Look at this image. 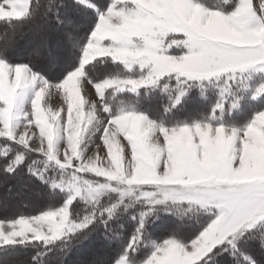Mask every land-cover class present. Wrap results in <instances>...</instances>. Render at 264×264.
I'll return each mask as SVG.
<instances>
[{"label":"snow or ice","instance_id":"obj_1","mask_svg":"<svg viewBox=\"0 0 264 264\" xmlns=\"http://www.w3.org/2000/svg\"><path fill=\"white\" fill-rule=\"evenodd\" d=\"M0 24V172L47 198L0 219V264L94 237L82 264H264V0H0Z\"/></svg>","mask_w":264,"mask_h":264},{"label":"rangeland","instance_id":"obj_2","mask_svg":"<svg viewBox=\"0 0 264 264\" xmlns=\"http://www.w3.org/2000/svg\"><path fill=\"white\" fill-rule=\"evenodd\" d=\"M23 43L24 42H21V44ZM88 92L91 93L94 97V90L91 88V86H88ZM48 103L54 109L57 107L63 106V101L58 96H53ZM25 182H27V179L25 178L21 179L19 176H17V178H12L10 176L4 175L3 172H0V219L7 218V217H3L5 214V210L7 209L5 207L6 203L12 202L16 205H19L23 202L25 198L33 197L34 191L30 190L29 189L30 185H25L26 184ZM9 187L12 190L11 192L8 191ZM41 199H42L41 196H38V198H34L36 202ZM30 203H31L30 207H32V202ZM30 209L26 211H31ZM1 210H3L4 212ZM32 213L34 212H26L24 214H32ZM15 216L16 215L12 217H15ZM98 238L99 237H95L93 238L92 241H89L88 245L85 246L83 251H76L72 254V256H69L67 260V264H82V262L91 259L93 256H104L105 257V254L102 251L103 246L98 241ZM96 242H97V245H94L96 244ZM25 264H29V258L28 260H26Z\"/></svg>","mask_w":264,"mask_h":264},{"label":"trees","instance_id":"obj_3","mask_svg":"<svg viewBox=\"0 0 264 264\" xmlns=\"http://www.w3.org/2000/svg\"><path fill=\"white\" fill-rule=\"evenodd\" d=\"M4 25L3 24H0V32H3L4 31ZM5 175V174H4ZM10 177H12V178H17V176H10ZM25 179H27V182H25L26 184L25 185H30L29 186V189L30 190H33L34 191V193H33V197H31V198H25L24 200H23V202L21 203V204H19V205H16V204H14V203H12V202H10V203H6L5 204V207L7 208L6 210H5V214H4V216L3 217H12V216H14V215H17V214H20V213H26V212H34L35 210H37L38 208H40V207H43L44 206V204L46 203V201H47V198L46 197H44V196H41V195H38V193H42L43 191H44V189L42 188V186H40L39 184H38V182H35V181H30L27 177H24ZM36 189V190H35ZM35 196H37V197H35ZM38 196H41V200H38L37 202H36V200H34V198H38ZM30 202H32V207H30ZM30 208H32V209H30ZM5 209V208H4ZM28 209H30L31 211H26V210H28ZM8 210V211H7ZM1 211H3V210H1ZM4 212V211H3ZM2 216V215H1ZM127 235V233H125V236ZM95 238V237H94ZM98 241H99V238H98ZM100 242V241H99ZM98 242V243H99ZM94 244V243H93ZM100 244L103 246V249H102V251H103V253L105 254V257L106 256H109V255H111V248L107 245V244H105V243H103V242H100ZM88 245V243H86V244H84L81 248H79V249H77L76 251H83L84 250V248H85V246H87ZM94 245H97V242H96V244H94ZM97 250V249H96ZM75 251V252H76ZM74 253V252H73ZM72 253V254H73ZM31 254H32V252H31V250H28L27 252H23L17 259H18V261H19V264H25V262H26V260H28V258L31 256ZM72 254L70 255V256H72ZM55 263V260H52L51 261V264H54Z\"/></svg>","mask_w":264,"mask_h":264},{"label":"bare ground","instance_id":"obj_4","mask_svg":"<svg viewBox=\"0 0 264 264\" xmlns=\"http://www.w3.org/2000/svg\"><path fill=\"white\" fill-rule=\"evenodd\" d=\"M10 203V202H9Z\"/></svg>","mask_w":264,"mask_h":264}]
</instances>
